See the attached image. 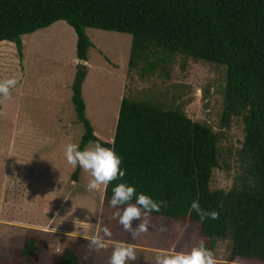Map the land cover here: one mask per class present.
<instances>
[{
    "label": "trees",
    "instance_id": "obj_1",
    "mask_svg": "<svg viewBox=\"0 0 264 264\" xmlns=\"http://www.w3.org/2000/svg\"><path fill=\"white\" fill-rule=\"evenodd\" d=\"M60 20L76 36L70 100L83 126L80 148L97 141L113 148L126 170L124 181L165 202L151 216L195 222L213 252L218 241H228L229 261L264 263V0H0V42L13 43L21 57L23 35ZM87 28L129 34L127 66L140 76H167L177 55L224 66L220 127L238 116L244 130L229 189L209 188L222 133L177 109L123 96L112 141L95 135L82 98L93 46ZM118 182L104 186L105 202ZM197 199L205 210L219 212V219L201 221L190 211ZM37 245L28 236L17 257L32 261ZM58 262L82 264L71 246L62 249Z\"/></svg>",
    "mask_w": 264,
    "mask_h": 264
},
{
    "label": "rangeland",
    "instance_id": "obj_2",
    "mask_svg": "<svg viewBox=\"0 0 264 264\" xmlns=\"http://www.w3.org/2000/svg\"><path fill=\"white\" fill-rule=\"evenodd\" d=\"M86 34L93 46L85 63L82 98L95 135L112 141L123 96L177 109L222 133L209 188L229 189L238 171L235 152L244 130L238 116L231 118L228 128L220 127L224 66L177 55L167 76H140L127 66L129 34L94 28H87ZM22 42L21 57L13 43L0 42V80L18 81L11 98L0 102V264H59L67 246L77 251L82 264H109L117 241L136 249L138 258L129 264H154L158 253L189 251L198 244L195 222L158 216H151L152 222L166 231L150 229L133 239L113 218L117 209L104 201V185L89 191L92 177L80 166L73 178L76 166L67 163L64 149L68 143L79 144L83 134L70 100L78 64L76 36L60 20L23 35ZM105 224L112 237L105 238L104 249L90 250L84 237L102 235ZM28 236H35L38 245L32 261L23 262L16 253ZM214 254L217 264H264L229 261L224 240L216 243Z\"/></svg>",
    "mask_w": 264,
    "mask_h": 264
},
{
    "label": "clouds",
    "instance_id": "obj_3",
    "mask_svg": "<svg viewBox=\"0 0 264 264\" xmlns=\"http://www.w3.org/2000/svg\"><path fill=\"white\" fill-rule=\"evenodd\" d=\"M17 83L15 77L0 80V102L11 98V90L16 87ZM64 155L68 164L79 165L84 171L90 173L92 179L87 184L89 191L100 190L102 185L119 181L113 185L109 205L117 209L113 213V218L123 227L124 231L131 234L133 239L148 233L150 229L161 233L166 231L165 227H158L154 224L150 215L153 211H161L162 205L166 206L165 202H158L143 192L138 193L134 185L124 181L126 170L121 168V157L113 148L105 147L99 141L94 144L89 142V145L83 149L78 143H68L65 146ZM190 211H195L201 221L219 219V212L205 210L198 199L191 202ZM134 221H138L135 227L133 226ZM101 232L102 235L84 237L88 241L90 250L104 249L105 238H111L113 235L107 224L102 227ZM137 258L136 249L130 243L117 241L113 246L109 264H129ZM154 264H217V259L213 250L206 246L204 239H201L189 251L158 253Z\"/></svg>",
    "mask_w": 264,
    "mask_h": 264
},
{
    "label": "crops",
    "instance_id": "obj_4",
    "mask_svg": "<svg viewBox=\"0 0 264 264\" xmlns=\"http://www.w3.org/2000/svg\"><path fill=\"white\" fill-rule=\"evenodd\" d=\"M130 48V47H129ZM105 186V185H104ZM104 186H103V190H102V193L104 192Z\"/></svg>",
    "mask_w": 264,
    "mask_h": 264
}]
</instances>
